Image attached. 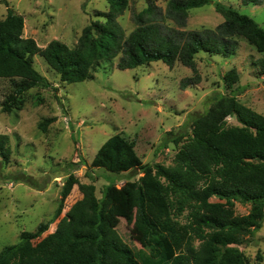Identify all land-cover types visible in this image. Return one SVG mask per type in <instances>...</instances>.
Wrapping results in <instances>:
<instances>
[{
    "label": "trees",
    "instance_id": "16d2710c",
    "mask_svg": "<svg viewBox=\"0 0 264 264\" xmlns=\"http://www.w3.org/2000/svg\"><path fill=\"white\" fill-rule=\"evenodd\" d=\"M106 2L108 12L97 15L83 29L74 47L54 40L41 49L34 39L24 37L23 16L10 10L0 20V79H9L13 86L2 105L5 113L21 110L23 96L31 89L57 90L35 69L37 54L62 82L75 84L93 80L98 69L117 59L120 70L163 62L169 68L180 63L198 73L199 54L230 57L238 39L264 53V28L218 2L215 8L224 22L215 29L179 31L169 22L184 27L189 12L211 5V0H170L166 12L148 0L129 35L118 20L130 0ZM243 4L260 5L261 0H243ZM261 64L264 74V58ZM199 80L197 75L184 80L182 86ZM239 80L238 71L231 69L223 77L226 90L233 93ZM211 100L209 110L192 119L189 135L167 133L176 145L184 142L172 166L144 164L136 142L122 134L108 139L91 167L117 175L138 172L139 179L121 190L109 185L98 198L95 185L80 184L71 175L52 221L62 214L75 185L83 199L61 223L53 243L45 248L34 245L50 222L36 233H23L18 244L4 248L0 264H250L232 245H239L243 236L255 237L264 222V115L233 94L218 93ZM229 118H236L240 126H229ZM56 120L45 119L40 130L46 132ZM0 158L3 164L11 163L10 137L5 134H0ZM236 203L250 205L249 213L237 215ZM118 218L134 225L149 253L135 252L121 238L115 226ZM257 259L264 258L258 254Z\"/></svg>",
    "mask_w": 264,
    "mask_h": 264
},
{
    "label": "rangeland",
    "instance_id": "374dc122",
    "mask_svg": "<svg viewBox=\"0 0 264 264\" xmlns=\"http://www.w3.org/2000/svg\"><path fill=\"white\" fill-rule=\"evenodd\" d=\"M167 11L170 0H153ZM212 4L193 9L184 27L175 21L169 26L179 31L215 29L224 22L215 3L237 10L253 18L264 28V0L260 5H245L243 0H211ZM148 0H130L119 23L129 35L135 28V17L143 11ZM25 20L24 37L32 38L41 49L58 40L74 47L83 29L108 12L106 0H0V20L9 11ZM264 53L244 39H238L235 54L230 57H197L198 73L177 63L169 68L163 62L135 69L120 70L118 59L103 65L93 80L67 84L37 54L35 69L52 88H34L23 96L21 110L3 111V102L13 92L9 79H0V134L10 137L12 158L3 164L0 158V254L10 245L18 244L22 234L36 233L42 225L53 222L64 185L74 175L80 184L96 186L98 198L109 185L121 190L136 182L137 172L111 174L91 167L101 146L116 134L136 142V152L144 164L172 166L180 147L168 140L167 133H191L192 119L209 110L216 94L236 95L245 106L264 115V74L261 61ZM231 69L240 75L235 91L226 90L223 77ZM200 77L198 83L186 88V79ZM57 120L43 132L39 124L45 119ZM229 126H240L236 118ZM172 138V137H171ZM137 175V176H136ZM83 199L75 185L65 201L62 214L35 241V247H49L73 208ZM212 202L219 199L212 198ZM236 214L247 215L250 205L236 203ZM185 213L184 215H186ZM182 221L185 222V216ZM121 238L135 251H145L140 234L125 218L115 223ZM237 247L250 264H264V222L255 237L243 236Z\"/></svg>",
    "mask_w": 264,
    "mask_h": 264
}]
</instances>
